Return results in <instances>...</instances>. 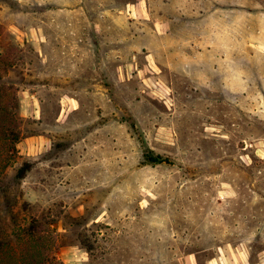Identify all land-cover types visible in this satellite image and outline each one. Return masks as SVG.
I'll return each instance as SVG.
<instances>
[{"label": "rangeland", "instance_id": "374dc122", "mask_svg": "<svg viewBox=\"0 0 264 264\" xmlns=\"http://www.w3.org/2000/svg\"><path fill=\"white\" fill-rule=\"evenodd\" d=\"M0 264H264V0H0Z\"/></svg>", "mask_w": 264, "mask_h": 264}, {"label": "clouds", "instance_id": "9594fccd", "mask_svg": "<svg viewBox=\"0 0 264 264\" xmlns=\"http://www.w3.org/2000/svg\"><path fill=\"white\" fill-rule=\"evenodd\" d=\"M243 82V71L239 68L229 67L226 83L229 88L240 86Z\"/></svg>", "mask_w": 264, "mask_h": 264}, {"label": "trees", "instance_id": "16d2710c", "mask_svg": "<svg viewBox=\"0 0 264 264\" xmlns=\"http://www.w3.org/2000/svg\"><path fill=\"white\" fill-rule=\"evenodd\" d=\"M11 148L13 149V147H11ZM147 158H148L147 159L148 162H150V163H155V162L160 160L158 157H153L152 159L150 157H147ZM24 166H26V164H24ZM24 166L19 169V172H18L19 177H21L24 174V171H25Z\"/></svg>", "mask_w": 264, "mask_h": 264}]
</instances>
